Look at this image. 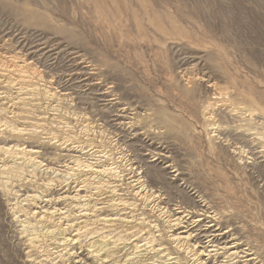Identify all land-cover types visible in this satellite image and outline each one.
Segmentation results:
<instances>
[{"label":"rangeland","instance_id":"374dc122","mask_svg":"<svg viewBox=\"0 0 264 264\" xmlns=\"http://www.w3.org/2000/svg\"><path fill=\"white\" fill-rule=\"evenodd\" d=\"M0 51L39 74L3 73L0 94L31 99L28 118L41 124L38 136L13 142L37 149L60 171L72 156L91 162L94 151L129 155L108 126L114 109L105 104L114 99L131 114L126 133L135 128L144 140L148 132L156 144L165 142L187 188L264 261V0H0ZM84 72L94 87L82 81ZM23 84L68 95L30 97ZM211 89L228 99L210 112L213 127L203 119ZM77 146L85 149H70ZM19 174L0 187V264H26L20 225L33 206L13 204L27 192L42 199L45 184L58 177L27 168ZM61 204L72 220L75 210Z\"/></svg>","mask_w":264,"mask_h":264},{"label":"bare ground","instance_id":"6f19581e","mask_svg":"<svg viewBox=\"0 0 264 264\" xmlns=\"http://www.w3.org/2000/svg\"><path fill=\"white\" fill-rule=\"evenodd\" d=\"M24 70L39 76L27 61L0 51V87L4 72L22 78ZM83 77L82 81L94 87L91 74L84 72ZM29 87L20 91L28 96L37 92L48 99L68 95L64 89ZM211 91L213 102L205 107L203 119L213 127L210 112L216 103L226 105L228 99ZM28 101L31 99H6L0 94V116H5L0 120V135L8 137L7 143L0 142V187L4 181L20 179L23 168L32 175L44 172L58 177L45 184L42 199L27 192L13 204L15 208L26 202L33 206L22 215L27 221L20 225L26 264H264L230 228V221H223L203 197L187 188V174L171 157L165 142L156 144L148 132L144 140L135 128L126 133L128 125L133 127L131 114L114 99L105 104L114 109L108 126L122 138L121 145L130 154L122 149L114 158L107 151H94L96 160L91 162L72 156L61 171L49 161L45 164L37 149L12 141L24 135L38 136L41 124L28 118ZM7 120L29 122L32 129L23 132ZM80 129L86 133L89 126ZM72 148L77 153L85 149ZM232 153L240 158L245 151L235 148ZM62 202L75 210L72 220L70 211L60 208Z\"/></svg>","mask_w":264,"mask_h":264}]
</instances>
